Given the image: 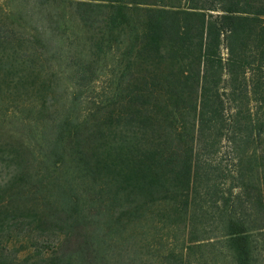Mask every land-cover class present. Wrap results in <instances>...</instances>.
<instances>
[{"label": "trees", "instance_id": "obj_1", "mask_svg": "<svg viewBox=\"0 0 264 264\" xmlns=\"http://www.w3.org/2000/svg\"><path fill=\"white\" fill-rule=\"evenodd\" d=\"M23 1L0 118L41 128L0 125V264H264V0Z\"/></svg>", "mask_w": 264, "mask_h": 264}, {"label": "rangeland", "instance_id": "obj_2", "mask_svg": "<svg viewBox=\"0 0 264 264\" xmlns=\"http://www.w3.org/2000/svg\"><path fill=\"white\" fill-rule=\"evenodd\" d=\"M32 6V3L28 4L23 0H0V7H2L6 12L12 14L15 18H17V16H19V14L22 13L24 10H28L29 8L32 9ZM64 9L66 10V8ZM67 17H69V15H67ZM32 24L34 27L39 26L41 24V21H39V18L36 16V19L33 20ZM97 86L99 87L100 84ZM103 86L104 84L102 85V87ZM102 92L103 90L98 88L94 90V92H89V94H91V96H97V94H101ZM22 107L23 106L20 107V110L22 109ZM10 110L12 112V115H4L2 118H0V125L2 131L5 134H7V132H16L15 134L21 137L22 141L25 140L27 143H29V145L33 146L35 133L36 131H40L41 125L34 123L32 124L33 129L31 130V123L29 124L26 119L24 120V113H20L18 108H11ZM258 154L264 155V146H261L259 148ZM0 173H3L5 175L7 174V170L1 169ZM19 237L22 238V234H20ZM20 256L22 258L24 254L20 253Z\"/></svg>", "mask_w": 264, "mask_h": 264}]
</instances>
